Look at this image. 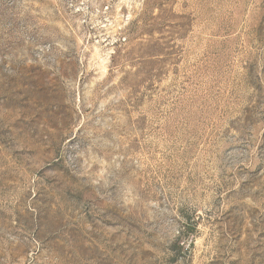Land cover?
Masks as SVG:
<instances>
[{"label": "rangeland", "instance_id": "obj_1", "mask_svg": "<svg viewBox=\"0 0 264 264\" xmlns=\"http://www.w3.org/2000/svg\"><path fill=\"white\" fill-rule=\"evenodd\" d=\"M0 264H264V0H0Z\"/></svg>", "mask_w": 264, "mask_h": 264}]
</instances>
